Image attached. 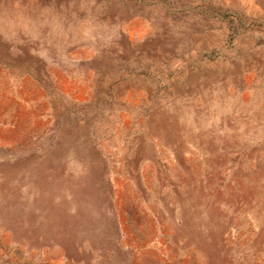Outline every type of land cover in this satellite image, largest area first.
Instances as JSON below:
<instances>
[{"label": "rangeland", "instance_id": "1", "mask_svg": "<svg viewBox=\"0 0 264 264\" xmlns=\"http://www.w3.org/2000/svg\"><path fill=\"white\" fill-rule=\"evenodd\" d=\"M0 264H264V0H0Z\"/></svg>", "mask_w": 264, "mask_h": 264}]
</instances>
